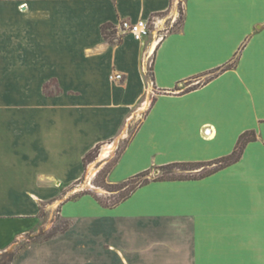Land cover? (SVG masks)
<instances>
[{
  "label": "crops",
  "instance_id": "crops-1",
  "mask_svg": "<svg viewBox=\"0 0 264 264\" xmlns=\"http://www.w3.org/2000/svg\"><path fill=\"white\" fill-rule=\"evenodd\" d=\"M155 16L141 42L117 30ZM105 24L119 41L104 38ZM142 109L113 184L228 156L247 131L257 140L231 166L151 182L115 208L68 199L85 156ZM83 200L103 214L67 219L91 230L63 234L75 237L69 248L26 247L15 264H264V0H0V252L43 227L49 207Z\"/></svg>",
  "mask_w": 264,
  "mask_h": 264
},
{
  "label": "rangeland",
  "instance_id": "rangeland-1",
  "mask_svg": "<svg viewBox=\"0 0 264 264\" xmlns=\"http://www.w3.org/2000/svg\"><path fill=\"white\" fill-rule=\"evenodd\" d=\"M180 17L172 22H168L166 29H169L170 31L172 30H178L181 28L178 23L180 22ZM166 31V30H165ZM163 31V33L165 32ZM193 83V82H191ZM190 83V84H191ZM187 85V83H186ZM186 85H183L182 88L186 87ZM218 86V84H216ZM216 85L212 86L215 87ZM150 93V92H149ZM150 95L149 97L146 96L147 99L150 98V100L154 99V93ZM205 95V94H204ZM207 95V94H206ZM146 113V110L142 109L141 112L137 117L134 119H130L129 122L126 123V126L124 128V131L122 135L112 141L109 144H106L104 146H101L96 153H94L93 157L94 159L90 162H88L86 166V170L84 172V175L82 178L74 185L73 191L70 193V197L67 196L68 199L76 196V195H91L95 196L99 199H101L105 203H111L115 201L119 197V191H112L114 190L113 188H110L109 183L113 184L109 177L105 178L104 174L105 172L115 163L116 159L126 146L127 142L131 139V137L134 135L136 132L138 126L143 120V117ZM107 146H111L112 150L106 149L105 155L107 153H110L107 155V157H103V152L104 149ZM198 149L197 147L194 150H191V152L188 153L187 156H198ZM146 165H139V166H125L121 170L115 173L114 178H117V182H121L125 179H127L129 176L133 174H136L139 172L138 170ZM97 167V170H95L94 174H92L93 169ZM151 168V167H150ZM210 167H203V168H196V169H183V168H167V169H159L158 168H153L151 169V173L149 175V179L153 180L155 178H159L161 176H166V177H195L202 173L203 170H207ZM137 171V172H136ZM100 174V176H98ZM66 198V197H65ZM66 198V200H67ZM77 198V197H74ZM62 205V204H61ZM59 203H57L56 206H52V210H48L44 212V218H45V223L44 226L41 227L38 231L29 234L22 238L21 240L17 241L14 245L8 249L7 252H0V264H15L20 257V254L22 253V250L26 247L29 246H45L47 248H69L75 245V237L74 235H63L66 232H81V231H86V230H91L90 227L92 228V225L90 224H83L80 226H75L74 228V221L69 220L67 218L70 217H82V218H87L96 215L103 214V211L100 209L94 207L92 204L88 202V200H83L79 201L77 203L69 202L68 204L65 205L64 209ZM134 203L127 206L126 209L131 211V208L134 207ZM63 211V214H62ZM66 217L64 218L63 217ZM111 216L113 214H110ZM114 216V215H113ZM68 227V228H67ZM67 231L61 233L59 231H62L63 229H66ZM93 230V229H92ZM43 232V233H41ZM57 233L53 238H50L49 240H45V238L52 233ZM76 236V235H75ZM77 237V236H76ZM4 253H7L5 256Z\"/></svg>",
  "mask_w": 264,
  "mask_h": 264
},
{
  "label": "trees",
  "instance_id": "trees-1",
  "mask_svg": "<svg viewBox=\"0 0 264 264\" xmlns=\"http://www.w3.org/2000/svg\"><path fill=\"white\" fill-rule=\"evenodd\" d=\"M184 23V14L183 11L181 12V18H180V22L178 23V25L181 27ZM102 34L104 36V38L109 41L110 43H115L118 40V38L116 37V29L115 26L113 24H105L102 26ZM235 65V61H233L232 63H230L229 65H227L226 67L216 70L214 71V75L212 76L215 77L217 74L221 73L224 70H227L231 67H233ZM257 140V136L256 133L254 131H247L245 133H243L239 140L238 143L234 149V151L225 157H222L220 159H216L214 161H210V162H183V163H172L166 166H162L159 167V169H167V168H183V169H196V168H203V167H210L207 170H203L202 173H200L199 175L195 176V177H185V176H181V177H166V176H161L159 178H155L153 180L149 179V175L151 173V170H146L144 172H141L137 175L132 176L131 178H129L128 180L122 182V183H118V184H110L109 186L110 188H113L114 190L112 191H119V197L111 202V203H105L103 202L101 199L97 198L94 196V198L96 199V201H98V203L105 207V208H115L116 206H118L119 204L125 202L126 200H128L138 189L150 184L151 182H161V181H177V180H192V179H201V178H205L207 176H210L216 172H218L219 170L226 168L228 166H231L235 163H237L242 155L243 152L246 148V146L253 141ZM128 143V142H127ZM127 145V144H126ZM101 146H97L96 148H94L92 151H90L84 158V167L86 170V166L88 164V162L92 161L96 156H93L94 153H96V151H98V149ZM125 148V147H124ZM123 151V150H122ZM122 153V152H121ZM120 153V155H121ZM120 155L118 156V158L116 159L115 163L105 172L104 177L108 178L109 173L111 172V170L113 169V167L115 166V164L117 163ZM100 176V174L98 175ZM81 195H76L74 197H80ZM74 197L70 198V199H75ZM68 228V227H67ZM66 229H63L62 231H59L61 233L67 231ZM43 233V232H41ZM55 235H57V233H52L49 234L45 240H49L50 238H53ZM4 255L6 256L7 253H4Z\"/></svg>",
  "mask_w": 264,
  "mask_h": 264
},
{
  "label": "built area",
  "instance_id": "built-area-1",
  "mask_svg": "<svg viewBox=\"0 0 264 264\" xmlns=\"http://www.w3.org/2000/svg\"><path fill=\"white\" fill-rule=\"evenodd\" d=\"M160 19L159 16H155L152 19H139L137 21L132 20H123L119 24L117 30H119L122 34H130L136 41H143L145 38L149 37L152 28L155 26L156 22ZM174 21H172L173 23ZM166 30V31H165ZM163 31H165L163 33ZM169 29L163 28L159 33L162 38ZM110 79L114 81H122L124 80V75L122 73H113L110 75ZM209 129L205 130V135L208 136Z\"/></svg>",
  "mask_w": 264,
  "mask_h": 264
},
{
  "label": "bare ground",
  "instance_id": "bare-ground-1",
  "mask_svg": "<svg viewBox=\"0 0 264 264\" xmlns=\"http://www.w3.org/2000/svg\"><path fill=\"white\" fill-rule=\"evenodd\" d=\"M209 132H210V130L208 131V133H209ZM208 133H207V134H208ZM208 135H209V134H208ZM110 149H111V147H110V148H107V151L110 150ZM92 174H94L93 171H92Z\"/></svg>",
  "mask_w": 264,
  "mask_h": 264
}]
</instances>
